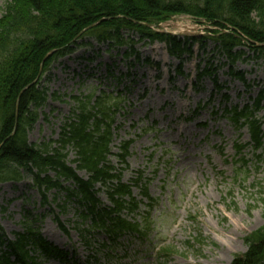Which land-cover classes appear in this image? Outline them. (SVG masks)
<instances>
[{"label":"rangeland","instance_id":"obj_1","mask_svg":"<svg viewBox=\"0 0 264 264\" xmlns=\"http://www.w3.org/2000/svg\"><path fill=\"white\" fill-rule=\"evenodd\" d=\"M6 1L0 0V15ZM165 29L206 37L211 28L191 17L177 16ZM126 47L109 48L94 42L92 46H78L56 62L42 78L49 98L28 137L35 144L57 139L73 104L70 95L99 94L106 87L124 92L126 107L122 103L116 122L122 127L115 133L112 146L118 153L122 141L133 140L128 167L116 156L111 160L124 168V182L131 183L141 171L144 182L150 179L149 191L156 201L149 235L122 237L111 245L108 256V250L100 246L107 238L104 234H86L90 244L84 242L82 230L91 222L79 216L80 204L64 193L54 201L56 191L43 204L30 177L0 184V226L4 232L0 235L14 240L15 232L33 227L49 241L70 250L72 260L68 264H76L74 260L79 264H230L235 254L247 250L245 236L264 227V141L259 150L249 146L238 154L235 144L250 142V133L247 126L235 125L224 111L226 107L253 104L259 91H264V59L251 57L235 64L236 71L246 73L247 86L229 75L228 60L214 50L211 39L206 51L196 43L195 52L183 58V75L177 72L180 61L168 54L165 43H138L141 61L137 62L134 55L125 57ZM247 52L246 56H253ZM146 56L152 57V64L143 62ZM210 62L220 67V92L215 91L212 77L197 79L198 72ZM128 71L133 75H121ZM54 92L62 97L53 98ZM261 107L257 117L264 122V101ZM74 157L70 149L69 158ZM134 194L141 198L140 187H134ZM99 196L110 204L105 189H100ZM145 209L142 206L141 213ZM57 216L68 233L56 221ZM163 248H170L169 253ZM36 254L38 264H63L46 259L39 251Z\"/></svg>","mask_w":264,"mask_h":264},{"label":"trees","instance_id":"obj_2","mask_svg":"<svg viewBox=\"0 0 264 264\" xmlns=\"http://www.w3.org/2000/svg\"><path fill=\"white\" fill-rule=\"evenodd\" d=\"M183 15L206 22L213 27L210 30L212 34L200 38L179 37L145 25H157ZM78 36L94 39L109 48L127 46L125 57L137 53V59L139 54L135 46L139 41L166 42L169 53L182 59L192 53L196 42L201 50L206 51L211 39L214 50L228 60L229 75L246 85L245 72L236 71L235 64L248 61L251 57L256 60L264 58V0L6 1L4 12L0 15V183L20 181L30 176L42 196L43 204L48 202L51 190L66 192L67 199H74L80 204L81 219L91 220L90 226L82 230L86 244L90 242L86 234L95 228L103 229L113 241L127 233L142 236L145 235L142 222L128 218L123 211L134 213L139 208L140 200L133 196L132 186H140L141 194L149 200L145 220L149 218L154 201L147 183H143V172H139L133 184L125 183L122 181L124 168L117 169L110 159L114 124L122 107L123 92L114 95L102 89L99 94L90 91L88 94L73 95L71 98L76 105L61 127L58 139L39 145L30 143L28 139L29 131L39 119L40 109L49 98L48 87L41 83L42 76L37 80L42 60L47 53L54 51L44 63L42 75H45L59 58L72 51ZM247 50L253 56H246ZM147 62L150 60L147 59ZM133 65L129 62V66ZM219 68V65L210 62L198 72V78L213 76L220 91L222 86L217 79ZM178 70L183 74L182 66ZM121 75L132 76L133 72ZM52 96L61 98L56 92ZM225 97L228 98V95L225 94ZM263 100L264 91L261 90L253 106L247 103L242 108H225V113L230 115L235 125L248 127L256 150L262 147L264 139L263 122L257 118ZM132 142L128 140L121 145L117 154L121 163L126 164ZM247 145L236 144L238 152ZM70 149L75 154L73 160H69ZM243 160L246 164L247 161ZM77 170L85 171L88 177L79 176ZM63 180H73L74 187L64 186ZM97 183L106 190L110 205L99 198ZM262 202L264 215V198ZM56 221L68 232L59 217ZM3 238L0 235V244L4 245L0 250V264H38L37 251L46 258L69 262L67 251L44 239L33 227L16 232L14 240ZM244 240L248 245L247 251L235 254L231 264H264V227L251 232ZM102 246L108 247L105 243ZM163 250L170 251L169 248Z\"/></svg>","mask_w":264,"mask_h":264},{"label":"water","instance_id":"obj_3","mask_svg":"<svg viewBox=\"0 0 264 264\" xmlns=\"http://www.w3.org/2000/svg\"><path fill=\"white\" fill-rule=\"evenodd\" d=\"M97 23H98V22H97ZM148 26H152V25H149V24H148ZM50 54H51V52H50L49 54H47V55L44 57L43 62H42V64H41L40 73L42 72V68H43V65H44L45 60L47 59V57H48Z\"/></svg>","mask_w":264,"mask_h":264}]
</instances>
